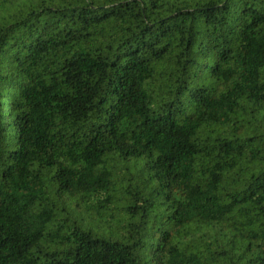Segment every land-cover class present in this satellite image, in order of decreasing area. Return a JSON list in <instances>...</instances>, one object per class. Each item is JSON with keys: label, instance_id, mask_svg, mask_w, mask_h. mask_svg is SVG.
Masks as SVG:
<instances>
[{"label": "trees", "instance_id": "obj_1", "mask_svg": "<svg viewBox=\"0 0 264 264\" xmlns=\"http://www.w3.org/2000/svg\"><path fill=\"white\" fill-rule=\"evenodd\" d=\"M0 264H264V0H0Z\"/></svg>", "mask_w": 264, "mask_h": 264}]
</instances>
